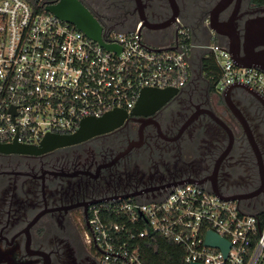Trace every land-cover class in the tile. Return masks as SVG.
Segmentation results:
<instances>
[{
  "label": "flooded vegetation",
  "instance_id": "obj_1",
  "mask_svg": "<svg viewBox=\"0 0 264 264\" xmlns=\"http://www.w3.org/2000/svg\"><path fill=\"white\" fill-rule=\"evenodd\" d=\"M81 1L104 30L140 26L154 46L173 44L184 26L199 45L246 56L258 40L254 50L264 51V5L254 0ZM109 3L116 14L102 11ZM205 55L198 51L189 82L147 116L41 155L0 153V264H100L86 237L93 211L158 201L175 186L264 212V97L241 85L216 92L201 72Z\"/></svg>",
  "mask_w": 264,
  "mask_h": 264
},
{
  "label": "built area",
  "instance_id": "obj_2",
  "mask_svg": "<svg viewBox=\"0 0 264 264\" xmlns=\"http://www.w3.org/2000/svg\"><path fill=\"white\" fill-rule=\"evenodd\" d=\"M109 51L75 26L53 14L34 10L24 0L0 2V145L40 146L47 135L69 136L85 118L100 119L123 110L131 113L143 89H179L192 76L191 55L206 50L221 70L219 94L234 85L264 97V71L239 67L220 43L196 44L187 28L177 40L154 46L140 26L130 31L104 30ZM107 214H124L136 230L131 238L160 234L185 250V264H264V223L260 213L246 214L231 202L197 185L173 187L158 201L120 200ZM89 218L88 243L100 264H144L135 247L120 243L125 225ZM208 232L230 244L225 256L207 247Z\"/></svg>",
  "mask_w": 264,
  "mask_h": 264
},
{
  "label": "water",
  "instance_id": "obj_3",
  "mask_svg": "<svg viewBox=\"0 0 264 264\" xmlns=\"http://www.w3.org/2000/svg\"><path fill=\"white\" fill-rule=\"evenodd\" d=\"M45 11L75 26L79 31L83 32L94 42L99 43L103 48L109 51L116 49L114 46H110L104 41L103 26L80 0H58L54 4L46 5ZM258 43H260L258 40L248 41L247 45L249 51L246 53V56L240 53H234L230 50L237 66L257 68L264 71V51L254 50V47L257 46ZM175 92L176 89L171 88L166 90L143 89L131 113H127L123 110H115L104 115L100 119L85 118L81 122L80 128L73 135H47L40 146L22 145L15 141L12 144L0 145V153L32 156L48 153L58 148L77 145L95 136L109 133L117 129L128 116H147L146 110L149 109H151L153 113L161 105L169 101L175 95ZM225 201L227 202L229 200ZM205 245L207 247L222 250L225 256L230 249V244L227 241L217 237L212 232L207 233Z\"/></svg>",
  "mask_w": 264,
  "mask_h": 264
},
{
  "label": "trees",
  "instance_id": "obj_4",
  "mask_svg": "<svg viewBox=\"0 0 264 264\" xmlns=\"http://www.w3.org/2000/svg\"><path fill=\"white\" fill-rule=\"evenodd\" d=\"M34 10L44 12L45 6L54 4L58 0H24ZM81 1V0H80ZM264 5V0H254ZM81 3H83L81 1ZM84 4V3H83ZM201 70L204 76L208 79L213 89L216 83L221 78V70L218 68L217 63L212 57L205 56L202 60ZM105 207V206H104ZM99 209V208H98ZM101 211V219H105L111 224L125 225L126 230L118 235L120 243H126L128 248L135 247L138 251L139 257L144 264H185V250L173 242L171 238L165 237L160 234H148L145 238L138 236L131 238L129 232L134 231L138 234L145 231L146 227L138 223L135 225L136 230H129L134 227L127 221L124 214H107L104 209ZM261 225L264 223V212L260 213Z\"/></svg>",
  "mask_w": 264,
  "mask_h": 264
},
{
  "label": "rangeland",
  "instance_id": "obj_5",
  "mask_svg": "<svg viewBox=\"0 0 264 264\" xmlns=\"http://www.w3.org/2000/svg\"><path fill=\"white\" fill-rule=\"evenodd\" d=\"M1 1L2 0H0V2ZM118 10H119V6L115 5L114 3H109V4H106L105 6L102 7V11L104 12L105 15H114L118 12ZM110 26H112V25L110 24ZM130 30H133V27H124L120 31H130ZM87 241H88V239H87Z\"/></svg>",
  "mask_w": 264,
  "mask_h": 264
},
{
  "label": "crops",
  "instance_id": "obj_6",
  "mask_svg": "<svg viewBox=\"0 0 264 264\" xmlns=\"http://www.w3.org/2000/svg\"><path fill=\"white\" fill-rule=\"evenodd\" d=\"M198 51H199V50H194V51L192 52V55H191V63H193L194 61H196V58L198 57V56H197ZM203 58H204V56H201V57L199 58L200 61H202Z\"/></svg>",
  "mask_w": 264,
  "mask_h": 264
}]
</instances>
